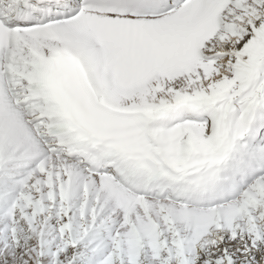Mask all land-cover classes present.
I'll use <instances>...</instances> for the list:
<instances>
[{"label": "snow or ice", "instance_id": "6c2138e0", "mask_svg": "<svg viewBox=\"0 0 264 264\" xmlns=\"http://www.w3.org/2000/svg\"><path fill=\"white\" fill-rule=\"evenodd\" d=\"M0 264H264V0H0Z\"/></svg>", "mask_w": 264, "mask_h": 264}]
</instances>
